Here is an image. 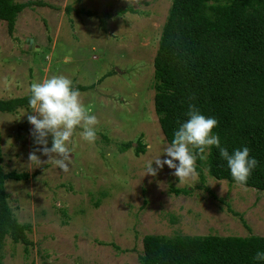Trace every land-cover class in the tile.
<instances>
[{
	"label": "rangeland",
	"instance_id": "374dc122",
	"mask_svg": "<svg viewBox=\"0 0 264 264\" xmlns=\"http://www.w3.org/2000/svg\"><path fill=\"white\" fill-rule=\"evenodd\" d=\"M32 1L43 4L23 9L12 34L0 20V99L31 96L33 83L64 75L74 88L87 87L81 99L99 120L98 139L88 143L77 128L67 171L40 152L38 165L29 161L39 147L29 104L0 112L2 168L28 174L5 180L7 201L19 222L30 223L31 241L25 247L6 238L1 264H140L147 234L264 236V191L205 170L204 184L179 182L167 165L144 175L156 157L168 158L153 106V58L171 0ZM128 141L133 146L119 150ZM181 188L189 193L176 194Z\"/></svg>",
	"mask_w": 264,
	"mask_h": 264
},
{
	"label": "trees",
	"instance_id": "16d2710c",
	"mask_svg": "<svg viewBox=\"0 0 264 264\" xmlns=\"http://www.w3.org/2000/svg\"><path fill=\"white\" fill-rule=\"evenodd\" d=\"M35 3L43 4L0 0V20L6 23L9 34L14 31L18 14ZM76 11L79 15L91 14L89 10ZM85 88L75 87L79 91ZM153 90L154 112L169 144L180 124L188 119L189 105H194L202 115L218 121L213 132L229 154L243 147L249 149L258 165L246 186L264 191V0H171L153 58ZM29 99L30 94L0 99V112H15L28 105ZM103 139L108 141L105 136ZM132 146L128 141L118 148L125 151ZM134 151L136 155L143 153L144 145L137 141ZM2 161L0 148V264L6 238L25 247L31 244L27 237L30 223L15 218L4 188L5 180L25 181L28 174L4 172ZM196 164L202 184L204 170L217 180L236 183L215 146L205 160L198 156ZM174 191L189 193L186 188ZM229 211L247 226L240 214ZM142 246L140 264H264L254 259L258 251L264 252V236L254 234H147Z\"/></svg>",
	"mask_w": 264,
	"mask_h": 264
},
{
	"label": "clouds",
	"instance_id": "9594fccd",
	"mask_svg": "<svg viewBox=\"0 0 264 264\" xmlns=\"http://www.w3.org/2000/svg\"><path fill=\"white\" fill-rule=\"evenodd\" d=\"M131 3L142 6L141 0H131ZM30 92L29 106L31 113L35 114H28L27 120L32 125L30 135L34 144L39 147L30 152L29 161L40 165V157L36 155L40 152L42 156L48 157L47 161L52 160L61 170L67 171L71 162V150L68 145L74 132L81 128L82 139L95 143L98 139L96 125L99 120L86 109L80 91L75 89L72 80L64 75H53L42 82L33 83ZM186 115L188 119L180 124L174 133V139L163 150V154L168 158L161 160L160 156L156 157L148 164L144 175L154 177L167 165L169 169L175 170L173 175L179 182L195 181L199 175L196 171L197 157L205 160L206 153L215 146L227 162L233 180L241 187L246 186L258 165V161L250 157L249 149L243 147L229 154L228 150L221 146L219 136L213 132L218 124L215 118L202 115L199 109L191 104ZM49 136L51 147L48 146ZM254 259L264 261V252L258 251Z\"/></svg>",
	"mask_w": 264,
	"mask_h": 264
}]
</instances>
